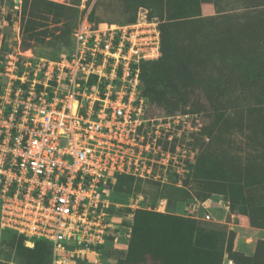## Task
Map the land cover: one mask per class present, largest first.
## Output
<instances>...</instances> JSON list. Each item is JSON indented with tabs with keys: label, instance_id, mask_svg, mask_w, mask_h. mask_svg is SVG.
<instances>
[{
	"label": "rangeland",
	"instance_id": "374dc122",
	"mask_svg": "<svg viewBox=\"0 0 264 264\" xmlns=\"http://www.w3.org/2000/svg\"><path fill=\"white\" fill-rule=\"evenodd\" d=\"M84 18L95 27L154 20L172 63L157 77L161 97L142 80L143 177L107 183L109 222L131 230L73 264H215L191 245L195 235L220 264H264V0H0V54H68ZM159 57L139 63V79ZM186 64L197 85L183 84ZM0 264H51V255L0 219Z\"/></svg>",
	"mask_w": 264,
	"mask_h": 264
},
{
	"label": "built area",
	"instance_id": "2783aa9c",
	"mask_svg": "<svg viewBox=\"0 0 264 264\" xmlns=\"http://www.w3.org/2000/svg\"><path fill=\"white\" fill-rule=\"evenodd\" d=\"M159 49L154 20L95 27L84 18L68 54H0L1 224L25 244L46 241L51 264L131 230L109 222L107 183L143 177L139 63Z\"/></svg>",
	"mask_w": 264,
	"mask_h": 264
},
{
	"label": "trees",
	"instance_id": "16d2710c",
	"mask_svg": "<svg viewBox=\"0 0 264 264\" xmlns=\"http://www.w3.org/2000/svg\"><path fill=\"white\" fill-rule=\"evenodd\" d=\"M172 49L170 46L166 45V43L162 44V51L159 54V60L153 63V66L151 68H146V67H141V72H140V91L141 94L144 96V92H143V88H142V80L146 79L147 80V85L151 86L149 87L150 92L155 96V97H161L162 93L160 91H163L164 88H166L162 82H160V80L157 78L160 71L161 70H165L166 66H168L171 62V53ZM154 61V60H153ZM189 65H185L183 66L182 69V74H183V84H185L186 87H190V86H194L197 85V81H195L194 83L188 78L189 73H190V69L188 67ZM259 69V68H258ZM257 74H251V77H249L250 82L255 81ZM160 89V91H159ZM219 97V96H217ZM220 98V97H219ZM223 102H227L226 100L223 99ZM227 104V103H226ZM212 107V105H211ZM120 174H115V176H119ZM114 181V180H111ZM195 234V232H194ZM20 237V242L22 240H24V237L19 236ZM194 238H196V235L194 236ZM192 236H189V241L191 242L192 246L198 247L200 248L202 251H206V256L204 258L205 262H214L215 264H220L221 262V257H217L216 254H214L217 258L215 259V256H210V252H209V248L208 245H204V244H198V245H193L195 244V239ZM260 243H264L263 240H260ZM41 245H46L48 252L50 254V246L48 245V243L44 240H35L34 241V246H41ZM239 255V254H238ZM241 258L243 260H251L250 256H245L243 254H240ZM176 259V258H175ZM186 263H190V259H186Z\"/></svg>",
	"mask_w": 264,
	"mask_h": 264
},
{
	"label": "crops",
	"instance_id": "0c3cea01",
	"mask_svg": "<svg viewBox=\"0 0 264 264\" xmlns=\"http://www.w3.org/2000/svg\"><path fill=\"white\" fill-rule=\"evenodd\" d=\"M259 237H260V239H264V234H263V235L260 234ZM240 249H241V251H244V253H245L246 255H250V252H246V251H245V249H250V246H246V245H244V246L241 247ZM224 264H228V260H227V259H225Z\"/></svg>",
	"mask_w": 264,
	"mask_h": 264
}]
</instances>
